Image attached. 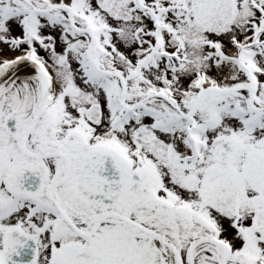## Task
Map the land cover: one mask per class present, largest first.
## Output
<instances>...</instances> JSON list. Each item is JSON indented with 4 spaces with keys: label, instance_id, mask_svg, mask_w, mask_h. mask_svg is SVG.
Masks as SVG:
<instances>
[{
    "label": "snow or ice",
    "instance_id": "1",
    "mask_svg": "<svg viewBox=\"0 0 264 264\" xmlns=\"http://www.w3.org/2000/svg\"><path fill=\"white\" fill-rule=\"evenodd\" d=\"M0 264H264V0H0Z\"/></svg>",
    "mask_w": 264,
    "mask_h": 264
}]
</instances>
